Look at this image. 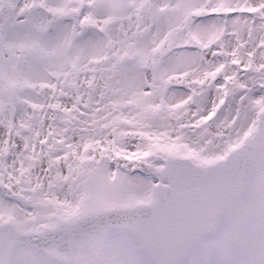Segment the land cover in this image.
<instances>
[{
    "label": "snow or ice",
    "instance_id": "1",
    "mask_svg": "<svg viewBox=\"0 0 264 264\" xmlns=\"http://www.w3.org/2000/svg\"><path fill=\"white\" fill-rule=\"evenodd\" d=\"M0 264H264V0H0Z\"/></svg>",
    "mask_w": 264,
    "mask_h": 264
}]
</instances>
